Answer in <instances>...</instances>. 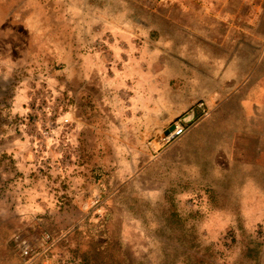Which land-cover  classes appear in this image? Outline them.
I'll return each mask as SVG.
<instances>
[{
  "label": "rangeland",
  "instance_id": "1",
  "mask_svg": "<svg viewBox=\"0 0 264 264\" xmlns=\"http://www.w3.org/2000/svg\"><path fill=\"white\" fill-rule=\"evenodd\" d=\"M196 25L0 0V264H264V62L231 92Z\"/></svg>",
  "mask_w": 264,
  "mask_h": 264
},
{
  "label": "crops",
  "instance_id": "2",
  "mask_svg": "<svg viewBox=\"0 0 264 264\" xmlns=\"http://www.w3.org/2000/svg\"><path fill=\"white\" fill-rule=\"evenodd\" d=\"M170 9L191 15L197 25L188 28L192 35L206 38L208 50L217 55L208 58L209 66L224 68L218 82H229L236 90L242 68H257L264 62V0H168ZM83 19V18H82ZM98 21L103 17L98 16ZM188 30V31H189ZM203 64H206L203 60ZM254 69H250L251 76ZM245 72V70H243ZM264 78H261L263 83ZM263 85L249 90L248 98L261 96Z\"/></svg>",
  "mask_w": 264,
  "mask_h": 264
},
{
  "label": "built area",
  "instance_id": "3",
  "mask_svg": "<svg viewBox=\"0 0 264 264\" xmlns=\"http://www.w3.org/2000/svg\"><path fill=\"white\" fill-rule=\"evenodd\" d=\"M174 135H180L183 133V127L182 126H174V130H173ZM23 253L24 254H28V248L24 247L23 248Z\"/></svg>",
  "mask_w": 264,
  "mask_h": 264
},
{
  "label": "bare ground",
  "instance_id": "4",
  "mask_svg": "<svg viewBox=\"0 0 264 264\" xmlns=\"http://www.w3.org/2000/svg\"><path fill=\"white\" fill-rule=\"evenodd\" d=\"M172 135H173V132L169 133V134L166 135L164 138L160 137V139H165V138L168 137V136H169V138H170V137H172ZM166 139H167V138H166ZM158 142H159V141H157V142H155V143L158 144Z\"/></svg>",
  "mask_w": 264,
  "mask_h": 264
},
{
  "label": "water",
  "instance_id": "5",
  "mask_svg": "<svg viewBox=\"0 0 264 264\" xmlns=\"http://www.w3.org/2000/svg\"><path fill=\"white\" fill-rule=\"evenodd\" d=\"M173 128H174V125H172V126L170 127V130L173 129ZM170 130H166L165 133L162 134L160 137H164V135H165V134H168V132H169Z\"/></svg>",
  "mask_w": 264,
  "mask_h": 264
}]
</instances>
